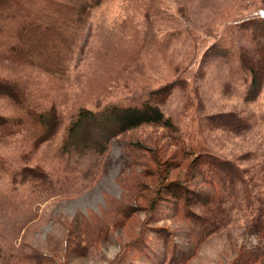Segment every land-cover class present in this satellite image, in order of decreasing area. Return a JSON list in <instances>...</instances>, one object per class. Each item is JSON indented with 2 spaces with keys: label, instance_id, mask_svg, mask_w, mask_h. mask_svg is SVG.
<instances>
[{
  "label": "rangeland",
  "instance_id": "1",
  "mask_svg": "<svg viewBox=\"0 0 264 264\" xmlns=\"http://www.w3.org/2000/svg\"><path fill=\"white\" fill-rule=\"evenodd\" d=\"M9 3L0 264H264V0H38L64 15L23 55ZM146 103L170 125L64 148L81 107Z\"/></svg>",
  "mask_w": 264,
  "mask_h": 264
},
{
  "label": "trees",
  "instance_id": "2",
  "mask_svg": "<svg viewBox=\"0 0 264 264\" xmlns=\"http://www.w3.org/2000/svg\"><path fill=\"white\" fill-rule=\"evenodd\" d=\"M10 1L11 0H8V3ZM37 1L38 0H18L19 28L17 29V35L19 36V46L15 45L13 50L16 51L17 48L20 52L19 55L28 52V50L32 48V45H37L38 41L41 40L45 33L48 31L50 32V28L47 27L49 26V21L47 22L46 19L52 18L55 21H59L64 15L62 13L54 15L48 11L33 12L31 8L32 4L33 2L37 3ZM85 1L87 0H42V2L51 6L68 8V11L78 10V5L83 7ZM80 13L85 14V8H83ZM26 35L30 36L32 39L29 41L23 40ZM47 118L52 122L51 128H49ZM40 120L43 124V128H46V131L56 129L59 123L58 116L54 113L51 115V112L48 110L40 111ZM168 120L169 119L164 116L160 107L151 103H146L142 106L111 104L99 110L81 107L70 122L63 145L66 149L74 148L77 151H83V149L87 147L102 151L105 147L104 145L108 142V138H110L109 135H115L128 129L138 127L143 123L170 125ZM81 132L86 133L87 137L85 139H81L79 135ZM96 133L100 136L97 142L93 139V134Z\"/></svg>",
  "mask_w": 264,
  "mask_h": 264
}]
</instances>
